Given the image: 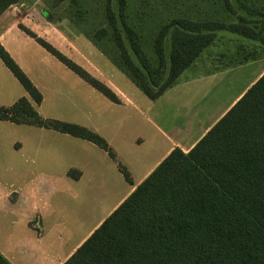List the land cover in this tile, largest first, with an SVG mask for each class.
<instances>
[{"label": "trees", "instance_id": "1", "mask_svg": "<svg viewBox=\"0 0 264 264\" xmlns=\"http://www.w3.org/2000/svg\"><path fill=\"white\" fill-rule=\"evenodd\" d=\"M240 1L257 19L240 14L231 0H225L236 21L185 17L169 21L154 40V64L140 34L127 22L126 0H119V16L113 0H106L105 18L117 47L115 61L155 100L215 42L219 31L264 44V11ZM17 2L0 0V15ZM20 27L106 97L120 102L109 86L24 25ZM107 31L101 29L96 38H104ZM169 34L172 49L165 78ZM0 58L30 96L11 106L0 105V120L89 140L116 160L107 140L95 131L41 116L36 107L43 100L41 91L1 45ZM118 167L132 182L128 169L121 163ZM0 264L11 263L0 253ZM64 264H264V74L192 149L172 150Z\"/></svg>", "mask_w": 264, "mask_h": 264}, {"label": "crops", "instance_id": "2", "mask_svg": "<svg viewBox=\"0 0 264 264\" xmlns=\"http://www.w3.org/2000/svg\"><path fill=\"white\" fill-rule=\"evenodd\" d=\"M21 1L0 15V45L10 53L39 90L42 87L35 80V75H39V80L56 78L60 84L62 81L76 89L79 96L76 105L79 118L87 114L83 107L85 97L80 99L81 91L78 89L96 95L99 105L94 108V121L77 123L91 128L107 140L117 160L128 168L132 179V182L127 181L117 161L89 140L53 129L0 120V176L8 170L14 171V176L21 177V183L16 188L15 202L10 203L11 191L1 185L0 201H8L5 204L12 211L18 212L24 222L40 213L44 223H53L48 227L47 238H36L27 228L29 231L18 233L6 248L0 247V253L11 264H64L172 150L180 148L188 152L192 149L264 74V66L253 69L251 65L254 63L243 64L248 58L235 66H230L232 62H220L221 65L216 67L204 66V52L218 42L217 36L215 42L181 73L176 83L155 100L145 94L130 74L133 83L129 79L119 81L116 78L118 82L109 80L111 88L120 99L117 103L85 81L20 27L24 25L41 37L30 18L32 10L27 9L29 7ZM257 9L264 11V6ZM239 13L249 19L253 17L246 11ZM44 16L51 18L48 13H44ZM222 32H226L225 35L231 39H249L250 43L259 44L255 49L259 47L260 50H255L249 56L252 59L257 58L261 48L264 49V44L259 40L226 30ZM45 39L90 71V63L83 49L86 43H70L69 47L67 43H57L51 37ZM31 50L38 53L39 59L33 56ZM219 56V61L227 58L225 53ZM41 63L45 68L40 66ZM24 96L30 97L0 58V104L8 106ZM43 102L35 104L37 109L42 108ZM8 150L14 153V161L7 167ZM70 170L79 171L78 178H73L69 174ZM69 201L76 202L77 208L105 210L84 235L72 246L65 248L66 244L60 241L58 231L63 230L61 219L66 214ZM85 215L81 214L80 218H85Z\"/></svg>", "mask_w": 264, "mask_h": 264}, {"label": "rangeland", "instance_id": "3", "mask_svg": "<svg viewBox=\"0 0 264 264\" xmlns=\"http://www.w3.org/2000/svg\"><path fill=\"white\" fill-rule=\"evenodd\" d=\"M243 1L253 8L264 6V0ZM21 2L29 7L27 9L32 10L30 12V18H32L38 33L41 34L42 38L44 37V40L47 41L45 38L51 37L53 41L55 39L57 43H67L69 47H71L70 43H86L85 47H83L85 52L84 56L86 60H88V63H90V71H87L93 77L105 83L110 88L111 84L109 80L111 82H118L117 79L119 81H127V79H129V82L133 83L131 81L132 76L130 77L129 72L115 61L117 47L114 44L113 31L105 18L106 0H22ZM231 3L237 8V12L246 11L245 6H243L240 0H231ZM126 6L125 15L127 22H129L140 34L144 49L154 64L157 58L154 51V40L159 30L172 19L185 17L196 21L218 20L233 22L237 20L236 17L226 9L225 0H126ZM113 8L118 16L121 15L119 0H113ZM21 10L25 9L22 8ZM44 13H48L51 18L48 19L45 17ZM251 19L257 18L253 16ZM118 26L125 36L121 17H118ZM103 28L108 30L107 36L102 39H97L96 33ZM62 29L65 30V32L62 31ZM49 31L51 33L48 34ZM225 33L226 32L222 31L219 32L218 42L205 50L203 56L205 58L204 66L210 67L214 65V67H216L221 65L220 62L223 64L232 62L230 66H235L240 64V61L245 58L248 59L243 62V64L246 65L249 62L248 65H251V63H254L251 65L253 69H259L264 66L263 48L259 51L256 59L249 57L252 53L254 54L255 50H260L259 47L255 49L259 44L250 43L249 39L243 41L231 39L226 36ZM171 49V35L169 34L165 40V54L168 62L167 72L166 75H164L165 78L168 76L170 67ZM31 52L33 56L39 59V55L36 51L31 50ZM221 53H225L227 58L219 61L218 58ZM211 58L215 60H210ZM135 60L138 62L136 58ZM40 66L45 68L43 63H41ZM38 76L39 75H35L34 78L42 87L40 91L44 96L42 108H38L41 116L75 124H79L77 121L85 123H88L90 120L94 121L96 115L94 108L99 105V99L95 97V94L87 90L82 91L78 89L82 94H80V99L85 97L83 107L87 116L82 117V119L78 117V110L76 108L79 98L76 89L70 85L63 84L62 81L60 84V81L56 78H44L39 80L40 77ZM111 89L113 90V88ZM70 120H74L75 122ZM13 154L11 150H8L6 154L7 167L12 165L14 161ZM115 161H117V164L122 163L118 161L117 158ZM70 171H73L71 175L73 178L80 173L77 170L76 172L74 170ZM12 172L14 171H4L0 176V185L11 191V197L9 198L10 203L15 202L17 198L16 188L21 183V177L14 176ZM42 186H44L43 183ZM5 203L9 202L0 201V247L2 249L6 248L11 240L17 237L18 233L24 234V230H31L33 232L32 234L39 239L48 237V227L53 223H44L40 213H36L33 217L24 222V220L19 217V213L15 210L12 211ZM77 207L78 204L76 202L69 201L65 212L66 214L63 215L61 219L63 230L58 231V236L60 241L63 240L66 244L65 248L72 246L76 240L84 235L105 210L104 208L92 209ZM81 214H86L85 218H80L82 217Z\"/></svg>", "mask_w": 264, "mask_h": 264}]
</instances>
